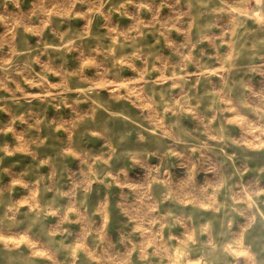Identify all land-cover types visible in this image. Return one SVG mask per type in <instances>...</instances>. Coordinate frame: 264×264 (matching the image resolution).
Segmentation results:
<instances>
[{"label": "rangeland", "instance_id": "obj_1", "mask_svg": "<svg viewBox=\"0 0 264 264\" xmlns=\"http://www.w3.org/2000/svg\"><path fill=\"white\" fill-rule=\"evenodd\" d=\"M0 264H264V0H0Z\"/></svg>", "mask_w": 264, "mask_h": 264}]
</instances>
